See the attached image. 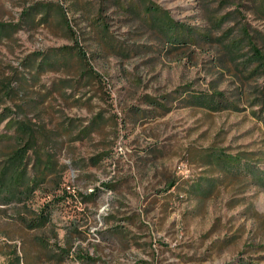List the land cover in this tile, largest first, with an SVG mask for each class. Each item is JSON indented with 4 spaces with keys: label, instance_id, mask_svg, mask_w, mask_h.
<instances>
[{
    "label": "rangeland",
    "instance_id": "374dc122",
    "mask_svg": "<svg viewBox=\"0 0 264 264\" xmlns=\"http://www.w3.org/2000/svg\"><path fill=\"white\" fill-rule=\"evenodd\" d=\"M34 4L62 8L77 43L53 10L20 24L0 42V112L43 116L49 129L68 119L87 127L82 139L46 146L70 194L53 214L60 243L72 239L78 251L67 264H264V185L242 164L228 175L202 162L208 148L224 149L264 175V72L245 67L246 39L238 67L221 44L245 28L264 51V0H0V22L19 23ZM160 20L175 24V39ZM78 48L99 80L76 72ZM49 54L66 66H38ZM206 92H221L231 109L193 106ZM50 197L37 192L35 206ZM2 216L6 264L19 241L4 234L22 232Z\"/></svg>",
    "mask_w": 264,
    "mask_h": 264
},
{
    "label": "trees",
    "instance_id": "16d2710c",
    "mask_svg": "<svg viewBox=\"0 0 264 264\" xmlns=\"http://www.w3.org/2000/svg\"><path fill=\"white\" fill-rule=\"evenodd\" d=\"M52 10L60 18L58 23L65 34L74 41L76 46L75 32L69 25L65 11L62 8L54 9L43 4H34L25 8L19 23L0 22V42L11 38L20 29V24L32 27L43 23ZM146 10L156 14L154 8L146 7ZM38 14L42 18L37 24L34 19ZM174 26L175 24L171 22L160 20L162 33L169 34L168 37L171 39H175V36L171 35V29ZM242 30L244 33L242 39L229 43L222 42V48L226 54L230 55L233 64L238 67L236 61L240 58L236 59V56L242 49L240 42L246 39L249 54L244 61L247 63L245 67H252L253 72H264V51L255 45L245 28ZM75 53L78 60L76 72L80 77L99 80V76L89 65L85 53L79 48ZM30 64H34L33 58ZM41 65L60 68L66 66V62L61 57L57 58L49 54L42 56L38 63V66ZM7 93H11V90L9 89ZM192 100L193 106L210 111L232 107L221 92L197 94L192 97ZM13 114L14 112L9 109L4 113L0 112V127L2 126L0 128V214L3 218L10 219L9 221L22 234L18 238L4 234L9 241L16 239L19 241L18 245L8 244L7 247L10 250L6 253V264H67L71 257L78 255V251L74 249L72 239L67 238L60 243L58 230L53 222V214L57 207L67 201L70 194L62 187L64 168L57 164L54 159L55 154L47 150L46 146L55 149L59 139L68 134H71V137H68L71 141L82 139L87 127L77 131L76 122L73 124L74 120L68 119V122L62 121L49 129L46 127L43 116H12ZM97 126L98 121L92 120L88 127L95 129ZM241 155L234 156L226 153L224 149L208 148L202 162L204 165L221 168L228 175H236L230 171L232 165L240 167L242 164L241 167L246 170V176L253 179L251 183L264 185V175L260 169H254L256 164L249 160L250 156ZM206 182V186H212L214 180L210 179ZM194 185L191 189L198 188L202 183L195 182ZM103 186L107 187V185ZM40 191H45L51 197L35 206L34 197ZM195 191L205 195L202 190Z\"/></svg>",
    "mask_w": 264,
    "mask_h": 264
}]
</instances>
